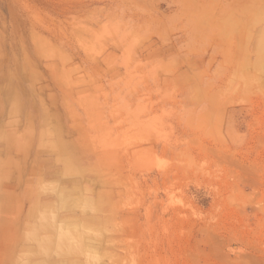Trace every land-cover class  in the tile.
Segmentation results:
<instances>
[{
	"label": "rangeland",
	"instance_id": "obj_1",
	"mask_svg": "<svg viewBox=\"0 0 264 264\" xmlns=\"http://www.w3.org/2000/svg\"><path fill=\"white\" fill-rule=\"evenodd\" d=\"M68 262L264 264V0H0V264Z\"/></svg>",
	"mask_w": 264,
	"mask_h": 264
},
{
	"label": "bare ground",
	"instance_id": "obj_2",
	"mask_svg": "<svg viewBox=\"0 0 264 264\" xmlns=\"http://www.w3.org/2000/svg\"><path fill=\"white\" fill-rule=\"evenodd\" d=\"M101 217V216H100ZM69 263V262H68ZM70 264V263H69Z\"/></svg>",
	"mask_w": 264,
	"mask_h": 264
}]
</instances>
